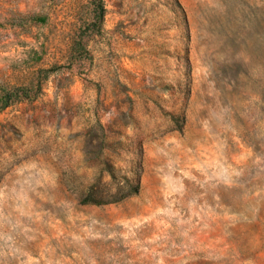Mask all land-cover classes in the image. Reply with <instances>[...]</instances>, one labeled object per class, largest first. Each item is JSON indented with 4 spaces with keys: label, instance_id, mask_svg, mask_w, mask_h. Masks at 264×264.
Segmentation results:
<instances>
[{
    "label": "rangeland",
    "instance_id": "obj_1",
    "mask_svg": "<svg viewBox=\"0 0 264 264\" xmlns=\"http://www.w3.org/2000/svg\"><path fill=\"white\" fill-rule=\"evenodd\" d=\"M0 264H264V0H0Z\"/></svg>",
    "mask_w": 264,
    "mask_h": 264
},
{
    "label": "trees",
    "instance_id": "obj_2",
    "mask_svg": "<svg viewBox=\"0 0 264 264\" xmlns=\"http://www.w3.org/2000/svg\"><path fill=\"white\" fill-rule=\"evenodd\" d=\"M139 183L140 181L137 179V180H130L128 184H121L120 186V189L122 190L121 191V195L119 196V200L120 199H123L131 194H134L138 191L139 189ZM118 200V199H117ZM117 200H91V201H88V200H85V203H88V202H91V203H97V204H105V203H110V202H114V201H117Z\"/></svg>",
    "mask_w": 264,
    "mask_h": 264
}]
</instances>
